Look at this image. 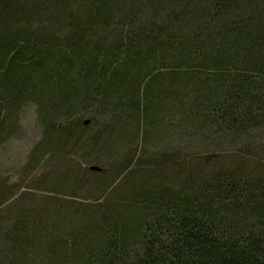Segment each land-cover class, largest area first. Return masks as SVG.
<instances>
[{
    "label": "trees",
    "instance_id": "16d2710c",
    "mask_svg": "<svg viewBox=\"0 0 264 264\" xmlns=\"http://www.w3.org/2000/svg\"><path fill=\"white\" fill-rule=\"evenodd\" d=\"M150 2L157 13L165 9L166 24L146 26L124 0H0V98L10 120L27 98L48 123L93 108L88 120L98 118L100 128L89 141L112 152L125 129L146 140L192 91L179 105L193 116L228 132L259 123L264 0ZM113 26L123 31L109 42L104 33ZM85 120L78 131L61 126L53 148L78 144L92 127ZM206 160L173 165L168 156L145 166L130 159L115 174L123 204L99 206L95 217L49 220L64 228L75 221L68 240L54 231L43 238L41 213L22 212L0 239V264H264V168L211 161L206 169ZM67 168L61 181H78Z\"/></svg>",
    "mask_w": 264,
    "mask_h": 264
},
{
    "label": "rangeland",
    "instance_id": "374dc122",
    "mask_svg": "<svg viewBox=\"0 0 264 264\" xmlns=\"http://www.w3.org/2000/svg\"><path fill=\"white\" fill-rule=\"evenodd\" d=\"M150 1L124 0V3L129 9L139 11V21L146 23V26L166 24L168 18L165 9L162 13L155 12ZM42 24L48 27L47 31L53 25L46 18L42 20ZM114 26L111 30L113 32L104 33L109 42L120 30L123 31L121 26ZM125 29V32L130 30L128 27ZM64 32L66 31L59 34L64 35ZM172 62L174 63L166 61V64ZM183 96L185 97L180 101L187 106L190 102L188 97L193 99L194 94L191 91ZM180 101L178 100L176 107L171 109L165 119L160 120L157 130L151 131L146 140L143 141L141 134L137 135L135 130L131 132L125 129L124 137L118 139L114 151L109 152L89 141L91 138L94 140V134L100 128V124H97L98 118L89 124L92 126L90 129L83 130L84 136H81L78 144H68L67 150L55 149L54 143L51 144L52 140L55 142V132L61 126H71L74 131L85 128L80 125L84 119L94 118L96 110L93 108L89 111L80 109L68 116L53 118L48 123L38 102L27 98L17 108L15 123L10 120L6 103L0 98V123L5 121L4 129L0 130V239L7 234L9 225L21 218L22 212L31 216L34 212H40L42 223H45L41 236L45 238L49 231H54L68 240L67 230L75 222H71L69 218L77 220L83 216L95 217L98 208L102 206L105 210L111 204H123L121 192L124 187L119 185L120 180L115 178V174L130 159L133 163L138 160L147 166L162 157L171 156L175 160L173 165L188 166L195 163L200 166L204 159L210 158L206 160L207 165H203V168H209L211 161L215 162L214 168L235 167L241 163L250 170L257 168V172L264 168V118L259 119L257 124L246 125L243 133L228 132L224 126L216 125L212 119L205 120L204 117L191 115L192 111L189 112L187 107L179 105ZM256 117H259V113ZM47 143L50 144L49 148L43 151ZM68 162L77 171L76 174L74 169H69L72 174L77 175L78 181L73 183L61 181L63 172L67 171ZM92 165L104 168L106 172L92 171ZM58 214L69 217V226L60 227L56 222L49 224V220L52 221ZM31 216L30 220L35 223Z\"/></svg>",
    "mask_w": 264,
    "mask_h": 264
},
{
    "label": "water",
    "instance_id": "95a60500",
    "mask_svg": "<svg viewBox=\"0 0 264 264\" xmlns=\"http://www.w3.org/2000/svg\"><path fill=\"white\" fill-rule=\"evenodd\" d=\"M85 124H89L90 123V120H85V122H84ZM90 170H92V171H102V170H104L103 168H101V167H99V166H97V165H92V166H90Z\"/></svg>",
    "mask_w": 264,
    "mask_h": 264
}]
</instances>
